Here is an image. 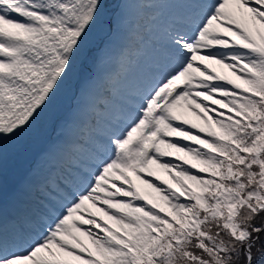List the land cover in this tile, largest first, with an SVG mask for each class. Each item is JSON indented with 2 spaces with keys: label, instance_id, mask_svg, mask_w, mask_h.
Masks as SVG:
<instances>
[{
  "label": "snow or ice",
  "instance_id": "snow-or-ice-1",
  "mask_svg": "<svg viewBox=\"0 0 264 264\" xmlns=\"http://www.w3.org/2000/svg\"><path fill=\"white\" fill-rule=\"evenodd\" d=\"M132 4L163 34L154 73L36 210L31 182L10 188L9 143L79 72L73 126L86 89L126 75L127 50L101 69ZM261 217L264 0H0V264H257Z\"/></svg>",
  "mask_w": 264,
  "mask_h": 264
},
{
  "label": "rangeland",
  "instance_id": "rangeland-1",
  "mask_svg": "<svg viewBox=\"0 0 264 264\" xmlns=\"http://www.w3.org/2000/svg\"><path fill=\"white\" fill-rule=\"evenodd\" d=\"M137 6L135 4H132L129 6V12H128V16H129V27H126L119 35L115 36L112 38L111 41V49L115 51V55H119L120 56V48H124L125 50H129L128 54L134 56L133 59H139L141 61V64L139 66H137L136 63H133L132 58H130V60L132 61V63L129 65V70L126 73L125 76H123L116 84L113 85H109L107 83H105L104 81H102V84L99 86H95L93 87L94 89L92 90L93 92V96L95 97V100L97 101L96 104H102V107L98 110H94L92 109V111L94 112H90V113H86L85 110H89L88 107H86L85 109H83L80 112V115L77 119V122L75 124L74 127L77 128V130L79 131V127H88L90 130L91 129H97V130H102L104 129V121L103 119L107 120L108 123H110V121H112V123L116 120V118L118 117L120 111L122 110V108L124 107L123 105H121L120 103L123 102L124 104H126L129 100H131L130 97H127L126 102H124L122 96H120V94H122L121 92H119V90H123L124 86L127 88V84L124 85L123 82L126 83H130L131 81H133V74L134 72L138 71L140 73H143V68L144 66H148L151 65L152 68L155 69L156 64L159 62L160 59V48L162 45V41H163V34L162 31L159 28L156 27H150L147 24V16H141L140 15V19H134L132 16L133 14L136 16V14H138L139 12L134 9V7ZM134 9V12H133ZM134 19V22L132 21V19ZM140 21V23H139ZM141 25L140 27H138L139 32H137L136 36H132L129 37L131 30L129 29L130 27H132L133 25ZM144 26H147L144 28ZM125 41H127V45L125 44ZM135 45V46H134ZM141 48H145V50H140ZM147 48V49H146ZM131 52H133L131 54ZM148 60L150 61L151 64H149ZM111 65H109V67H106V64L104 65V67L101 69V72H110L111 70H114V65L116 64V58H114V55L111 56ZM210 67L215 69V71L219 72L222 75H226L229 76L230 78H234L232 77L231 71L227 68L222 67L221 65L218 64H210ZM86 70H91V68H87ZM133 71V74H131V72ZM83 74V73H82ZM89 78L86 77V75L81 76V72H79L77 74V76L75 77L74 80H76V82L80 83L81 86L84 85L85 81ZM80 88H77L76 90L74 88H72L71 86H65L64 90L60 93V95L57 98V102L56 104L49 109L42 117L47 116V121L45 122L44 126L42 128L38 127V123L35 125L38 129L37 132L35 134H32V145L33 147L30 149L31 151H28L22 155H18L17 154V161L14 163L12 162L11 159L8 158V173H9V183L10 184H14L17 179H19V177L21 178H25L27 176L26 170L31 168V171L36 172L37 170H47V166L48 164L50 165V163H46L44 162L45 158H48L49 156H47V149L48 146L51 144L52 142V136H53V126H54V121L53 120L57 114L63 112V111H67V115H66V120L63 122V119L61 121V123L59 124L60 128H63L65 131L66 129L68 131H66L68 134L70 133L69 128L73 127V120L70 118V113L71 111H73V108H75L77 106V100L76 97L79 95L80 93ZM113 90H115L113 92ZM106 92V93H105ZM133 93H129V96H132ZM88 100H91L88 96H84V98L80 101L81 102H86ZM94 103V101H93ZM66 104V105H65ZM95 104V103H94ZM81 109V107H80ZM119 112V113H118ZM107 113V114H106ZM81 116H88L86 119L87 121L84 124L78 125L80 123V119ZM68 117V118H67ZM110 117H113L110 118ZM188 118L191 119L193 122L196 123H200V121L196 120V118L194 116H191L190 113H188ZM42 119V118H41ZM40 119V120H41ZM92 123H95L94 125H91ZM32 130V129H31ZM84 133V134H83ZM83 133L77 138V142L79 144H81L84 141V146L85 145H89L90 147L92 146L91 141L89 140V134H87V131H83ZM79 134V133H78ZM77 134V135H78ZM73 135V134H71ZM76 135V136H77ZM24 137V136H23ZM19 138L17 141L14 142H10L9 143V147H16L19 144H21L22 142V138ZM36 137H38V139L42 140V142L37 143L36 141ZM46 138V140H45ZM50 138V139H48ZM48 139V140H47ZM46 146V148H44ZM86 147V146H85ZM80 146L78 145V147H68L65 151V155H64V165L66 164H72L73 162L81 157V150H80ZM37 149H43L44 153L43 155H41L32 165L30 163V158H31V154L33 153L32 151L37 150ZM9 151V149H8ZM9 154H11V152H9ZM53 160L52 161H58L61 162L59 156L57 155V151L56 149L53 150ZM29 161V162H28ZM62 164V163H61ZM60 164V165H61ZM30 165V167L28 166ZM45 165V167H43ZM56 169H53V172ZM61 173L63 175H67V173H70V171L68 169H65L63 167V165L60 167ZM58 172V170H56ZM66 171V172H64ZM156 175H159L161 177V179H169L168 175L166 173H164L162 170L159 169H154ZM132 178V180L139 185L140 187H142L145 191L147 192H151V189H148L146 185H142L140 180L137 178L136 175L134 174H129ZM40 193V192H37ZM42 196H44L45 194L40 193ZM38 200V199H37ZM39 208V207H38ZM85 242L87 243V239L85 238ZM254 256H256V253L253 251ZM262 262H264L263 260H261ZM259 262V261H258Z\"/></svg>",
  "mask_w": 264,
  "mask_h": 264
},
{
  "label": "trees",
  "instance_id": "trees-1",
  "mask_svg": "<svg viewBox=\"0 0 264 264\" xmlns=\"http://www.w3.org/2000/svg\"><path fill=\"white\" fill-rule=\"evenodd\" d=\"M256 222H257V224L264 223V217L258 218ZM262 244H264V237H262ZM253 251L256 253V256L259 255V253H257V251H256V248H253ZM257 264H264V262L259 261V262H257Z\"/></svg>",
  "mask_w": 264,
  "mask_h": 264
},
{
  "label": "bare ground",
  "instance_id": "bare-ground-1",
  "mask_svg": "<svg viewBox=\"0 0 264 264\" xmlns=\"http://www.w3.org/2000/svg\"><path fill=\"white\" fill-rule=\"evenodd\" d=\"M86 92H89V88L85 90V93H86ZM85 104L88 105L89 108H96V106L94 107L92 103H85ZM76 110H77V109L74 108L73 111L71 112V118H72V119H73V113H74V111H76Z\"/></svg>",
  "mask_w": 264,
  "mask_h": 264
}]
</instances>
